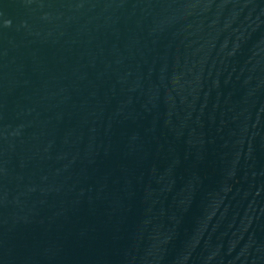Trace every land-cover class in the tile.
I'll return each instance as SVG.
<instances>
[{"label": "water", "instance_id": "water-1", "mask_svg": "<svg viewBox=\"0 0 264 264\" xmlns=\"http://www.w3.org/2000/svg\"><path fill=\"white\" fill-rule=\"evenodd\" d=\"M0 264H264V0H0Z\"/></svg>", "mask_w": 264, "mask_h": 264}]
</instances>
